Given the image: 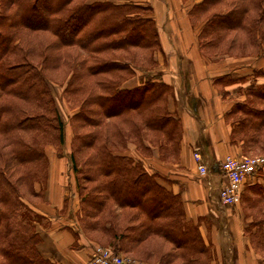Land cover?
I'll return each mask as SVG.
<instances>
[{"label": "trees", "instance_id": "trees-1", "mask_svg": "<svg viewBox=\"0 0 264 264\" xmlns=\"http://www.w3.org/2000/svg\"><path fill=\"white\" fill-rule=\"evenodd\" d=\"M189 17L201 22L198 44L205 57L220 45L225 53L264 56V0H201ZM158 49L147 3L0 0V264H52L37 248L36 226L45 216L27 203L46 185L45 145H55L60 155L64 142L52 82L63 86V99L75 108L68 119L70 159L83 191V226L110 233L127 253L156 237L173 249L161 263L209 264L212 253L185 219L180 196L122 152L132 142L144 153L155 148L162 160L178 159L182 125L166 105L171 86L159 76L121 85L136 64L153 65ZM252 75L264 76V70L253 68ZM241 79L227 74L220 80ZM240 91L242 99L225 114L231 140L242 150H263L264 83L253 79ZM249 190L243 198L241 192L244 217L251 218L244 231L251 247L263 252L264 188Z\"/></svg>", "mask_w": 264, "mask_h": 264}, {"label": "crops", "instance_id": "crops-1", "mask_svg": "<svg viewBox=\"0 0 264 264\" xmlns=\"http://www.w3.org/2000/svg\"><path fill=\"white\" fill-rule=\"evenodd\" d=\"M122 1L126 0H117ZM131 1L151 6L159 38V49L153 53L155 66L151 75H159L171 86L166 105L170 112L180 117L182 125L178 160L175 163L151 160L152 166L169 178L168 182L159 179V183L180 196L185 219L198 227L212 253L209 264H263L264 259L258 257L245 241L242 227L233 224L234 214L219 201L222 176L218 164L226 155L236 156L242 151L240 142L231 140V125L225 114L236 100L242 99L240 90L245 86L238 81L223 85L220 79L226 74L237 78L250 72L246 77L250 76L255 83H264V76L252 75L253 68L264 70V56L253 57L246 65L233 57L216 61L205 57L198 44L201 22H192L189 17L191 6L201 0ZM135 75L125 87L139 82V75ZM194 151L200 153L207 167L204 176L197 171ZM64 156L49 155L44 199L36 205L45 216L36 226L40 235L37 248L52 264H84L98 243L79 226L75 180L70 171L71 164ZM260 170L262 179L258 176L255 180L248 179L243 188L249 189L256 183H262L264 188V166ZM154 239L143 242L149 244L147 259L129 257L132 251L125 253L118 245L110 248L118 250L124 264H173L176 260L181 263L180 259L165 263L155 260L150 254H154L153 247L159 241L162 249H173L168 242Z\"/></svg>", "mask_w": 264, "mask_h": 264}, {"label": "rangeland", "instance_id": "rangeland-1", "mask_svg": "<svg viewBox=\"0 0 264 264\" xmlns=\"http://www.w3.org/2000/svg\"><path fill=\"white\" fill-rule=\"evenodd\" d=\"M112 1L117 2V0H112ZM220 48H221V45H220L219 48L215 49L214 52H212V54L209 55V60L210 61H216V60H219V59H224V58L226 59L228 57H233V58H236V59H239V60L241 59V61L245 62V65H246L249 62L248 60L252 59V57H250V56H237V55H235V50L234 49H231V51H228V53H225V51L221 50ZM136 51L139 54L141 52L142 53H145V51H141V50H136ZM154 66H155V63L153 65L138 63V64H136V67H135V74L136 75L135 74L134 75L137 76V77L139 75L138 81H142L144 78L149 77V76H157V75H151ZM246 71L249 72L251 70H246ZM248 74H250V72ZM248 74L246 73L245 75H243L242 76L243 79H241V81H239V82H243V83L249 82V83H252L253 82L252 78L250 76L246 77ZM133 76H130V77L125 76V80L121 83V85L123 87L127 86V84H128L127 82ZM137 77H136V79H137ZM226 77H227V74L226 75H223L222 76V80L224 78H226ZM62 89H63V86L58 85L56 82H52V84H51L52 95H53L54 100L56 102V105L58 107V110H59L61 119L63 121L64 142H63V145L60 147V155L57 153L56 146L53 145V144H47V145H45L44 150H45V153H46L48 159H49V155H52V154L54 156L57 155V156H60V157H62V156L65 155L64 158L67 157L68 163L71 164V159H70L69 152H70V140H71V134H72V132H71V128H70L68 119H69L70 115L74 112L75 108H72L71 106H69V104H67L65 102V100L63 99V96H62ZM234 99H236V98H234ZM122 152L124 154H128V155L132 156L133 158H135L136 160H138L142 164V166L149 173L157 174L158 177H156V179L158 180V182H159V179L162 180V181H165V182L167 181L168 182L169 181V178L166 177L167 175H165L161 171L157 170V168L153 167L152 166L153 163L151 162V160H153V158H156L157 160H159V161H161L163 163H175L178 160L177 159V160L173 161V160L167 159L165 161V160L160 159L158 157V153H157V150L155 148L150 149V151L148 153L141 152V150L136 147V144H134L132 142L129 143L128 144V147L126 146L122 150ZM240 154L258 155V156L264 157V148H263V150H260V149L242 150ZM48 165H49V160H48ZM70 169H71L70 171L72 172L73 178L75 180V174H74V172L72 170V165L70 166ZM47 170H48V167H47ZM259 170L256 172L255 177H254V180H255V178L257 176L260 177V179H262V177H261L262 176L261 170L260 171ZM260 182H261V180H260ZM81 184H83V183H81ZM256 184H258L260 186L262 185V183H256ZM35 187H36V185H35ZM39 188H40V186L38 187V189ZM75 190H76L77 197H78V209H77L78 210L77 211L78 217L77 218H78L79 226L83 229V231L85 233H87L88 236H90L92 239H95L97 241L98 245H100V246H103V247H112L113 248V246H111V245H118L119 242L116 239H113L110 233L105 234L104 232H100L98 230L86 229L83 226V223L81 221L82 215L80 213V203H81L80 202V199H81V196L82 195L80 194V190L81 189L79 187H77V181L76 180H75ZM81 192L83 193L82 190H81ZM249 194H250V192H249L248 187L243 188L242 198H243V196H248ZM43 197H44V192H43L42 196H39V197H29L28 200H27V203L32 208H34L36 211H38V209L36 208V205L39 202L43 201V199H44ZM112 207L114 208V211L116 210V212H119V209H117L115 206L112 205ZM228 210H230V212L233 213L234 216H235V221L233 220V224L236 227H238V226H241L242 227V229H243L242 235H244L245 241L247 243H249V245H251L250 244L249 235H248L247 232L244 231L245 230L244 227L246 226V224H248L250 222L251 218L249 216L244 217L245 205L243 203V200L241 199L240 200V203L237 206L229 207ZM38 212H40V211H38ZM42 222H43V220L40 223H42ZM126 222H127L126 219H125L124 223H123V221H121V223H123L124 225L126 224ZM156 244L157 245L155 246V248L153 247L154 254L152 252V254H150V255L153 256L154 259L158 261V259H161V256L165 252H167V251L165 249H162V247L160 245V241L158 243H156ZM151 246H152V244H151ZM147 250H149V244L143 243V245H140L139 248H136L131 253L128 252V254L129 253L130 254L129 255L127 254V255L129 257L134 258V259L135 258H137L139 260L147 259V258H149L148 257V254H147V252H148ZM253 251H254V253L257 254L258 257H260L261 259H264V251L263 252H261V251L260 252H257L254 249H253ZM127 260H128V257H127ZM178 263H179V261L176 260V262L173 263V264H178Z\"/></svg>", "mask_w": 264, "mask_h": 264}, {"label": "built area", "instance_id": "built-area-1", "mask_svg": "<svg viewBox=\"0 0 264 264\" xmlns=\"http://www.w3.org/2000/svg\"><path fill=\"white\" fill-rule=\"evenodd\" d=\"M197 171L201 176L207 174V167L198 151H194ZM264 166V157L239 154L226 155L218 164L222 176L219 201L224 207H234L240 203L244 183L253 180L256 172ZM124 258L114 249L94 246L89 259L84 264H124Z\"/></svg>", "mask_w": 264, "mask_h": 264}]
</instances>
